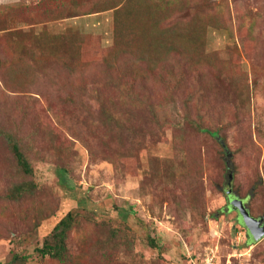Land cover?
<instances>
[{
    "label": "rangeland",
    "instance_id": "rangeland-1",
    "mask_svg": "<svg viewBox=\"0 0 264 264\" xmlns=\"http://www.w3.org/2000/svg\"><path fill=\"white\" fill-rule=\"evenodd\" d=\"M245 203L264 218V0H0V264H264Z\"/></svg>",
    "mask_w": 264,
    "mask_h": 264
},
{
    "label": "trees",
    "instance_id": "trees-1",
    "mask_svg": "<svg viewBox=\"0 0 264 264\" xmlns=\"http://www.w3.org/2000/svg\"><path fill=\"white\" fill-rule=\"evenodd\" d=\"M180 52H178V54H179ZM180 56H182L183 57V55L180 53L179 54ZM163 81V80H162ZM128 87V86H127ZM134 90V89H133ZM133 90H131L129 87H128V95H129V97H130V99L132 100L133 99V97L135 98V99H137L139 96L138 95H135V93L133 92ZM126 99H128L127 97H126ZM129 100V99H128ZM138 102H139V100H138ZM150 109L152 110V112H153V106H150ZM109 110V108L107 109V108H105V109H103L102 110V112H101V114H105L106 116H107V119L110 121V122H117L118 123V119L116 118V116L114 115V113L113 112H109L108 111ZM107 112H109V115L107 114ZM113 124V123H112ZM209 133V132H208ZM211 134L212 135H214V137H216V136H218L219 135V132H211ZM8 138H9V142H10V145H11V147H12V149H13V152H14V154H15V156H16V159H17V161H18V163H19V165H20V167L22 168V170L27 174V175H32L33 174V169H32V167H31V165H30V163H29V161H28V159L26 158V156H25V154L22 152V150H21V147H20V144L17 142V141H15V139H14V137H12V136H8ZM222 147V149H224V151H225V149H226V146L224 147L223 145L221 146ZM225 153V152H224ZM223 153V154H224ZM225 155V157H226V159H229L230 157L228 156V154L226 155V154H224ZM62 174H64L66 171L64 170V169H62L61 171H60ZM29 191V190H28ZM24 187H18L17 189H15L14 190V196L12 197V198H16V197H19V198H21L22 197V195L24 194V193H26V192H28ZM72 220V214H70L69 215V218L67 217L66 219H64V221H62L61 223H60V225L58 226L59 228H61V229H63L62 231H61V233H60V235H59V238H61L60 239V243L59 244H56L55 246H53V245H46L45 247H44V249L42 250V253H43V255L45 256V255H51V254H53V255H55V256H57V257H60V258H62V256H63V251L64 250H66V248L63 246V241H64V235H65V233L71 228V223H70V221ZM153 243H155V242H153L152 241V245H154Z\"/></svg>",
    "mask_w": 264,
    "mask_h": 264
},
{
    "label": "water",
    "instance_id": "water-1",
    "mask_svg": "<svg viewBox=\"0 0 264 264\" xmlns=\"http://www.w3.org/2000/svg\"><path fill=\"white\" fill-rule=\"evenodd\" d=\"M228 156L230 157L229 154ZM228 195L231 197L232 193L229 191ZM231 210L237 212L240 226L247 230L250 245L258 244L264 240V218L256 219L252 217L247 205H244L242 208L233 207Z\"/></svg>",
    "mask_w": 264,
    "mask_h": 264
},
{
    "label": "built area",
    "instance_id": "built-area-1",
    "mask_svg": "<svg viewBox=\"0 0 264 264\" xmlns=\"http://www.w3.org/2000/svg\"><path fill=\"white\" fill-rule=\"evenodd\" d=\"M203 264H218L214 256L208 255Z\"/></svg>",
    "mask_w": 264,
    "mask_h": 264
},
{
    "label": "clouds",
    "instance_id": "clouds-1",
    "mask_svg": "<svg viewBox=\"0 0 264 264\" xmlns=\"http://www.w3.org/2000/svg\"><path fill=\"white\" fill-rule=\"evenodd\" d=\"M235 197V199L237 198L236 195H233Z\"/></svg>",
    "mask_w": 264,
    "mask_h": 264
},
{
    "label": "flooded vegetation",
    "instance_id": "flooded-vegetation-1",
    "mask_svg": "<svg viewBox=\"0 0 264 264\" xmlns=\"http://www.w3.org/2000/svg\"><path fill=\"white\" fill-rule=\"evenodd\" d=\"M244 205H247L246 203Z\"/></svg>",
    "mask_w": 264,
    "mask_h": 264
}]
</instances>
